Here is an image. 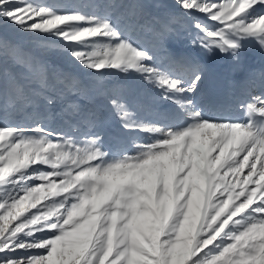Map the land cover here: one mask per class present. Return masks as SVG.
Masks as SVG:
<instances>
[{
    "label": "snow or ice",
    "instance_id": "6c2138e0",
    "mask_svg": "<svg viewBox=\"0 0 264 264\" xmlns=\"http://www.w3.org/2000/svg\"><path fill=\"white\" fill-rule=\"evenodd\" d=\"M178 3L220 23L195 24L200 47L235 53L252 40L264 49V13L254 14L264 0ZM0 26L62 40L91 72L136 73L191 121L141 123L113 99L126 129L153 137L116 159L97 136L0 125V264H264V96L240 105L243 121L210 120L191 99L204 70L186 65L187 79L158 70L109 17L0 0ZM7 55L31 62L0 37V63Z\"/></svg>",
    "mask_w": 264,
    "mask_h": 264
},
{
    "label": "rangeland",
    "instance_id": "374dc122",
    "mask_svg": "<svg viewBox=\"0 0 264 264\" xmlns=\"http://www.w3.org/2000/svg\"><path fill=\"white\" fill-rule=\"evenodd\" d=\"M135 1L129 2L131 7H128L127 1L121 3L117 0H32L35 4L57 12L81 11L111 18L126 38L134 45L148 50L155 57L152 65L164 73H174L169 53L171 47L175 45L194 53L196 58L206 56L205 59L211 60L210 55L219 54L217 52L219 49L208 51L199 46L202 32L195 27L197 22L209 29L221 27L219 22L212 21L207 14L198 11L186 12L178 0ZM209 2L223 4L228 0ZM263 10L264 8L257 7L254 14L259 16L264 13ZM0 37L9 41L31 60L36 56L33 62L23 63L7 55L0 63V88L3 89L0 91V125L25 127L43 125L78 142L83 141L85 137L97 136L103 150L109 154V159L119 158L113 156V150L127 155L125 151L131 144H146L145 137L149 136L142 131H132L124 127L119 109L111 103L113 99L126 103L130 115L138 122L166 129L175 128L170 123L173 118L168 107L173 102L163 99L157 86L147 83L142 76L136 73L123 75L115 71L105 75L91 72L71 59L65 42L50 35L21 32L14 26H0ZM250 52H255L264 61V49L252 40H245L241 42L237 52L229 53L227 61L219 58L218 62L224 68H230L231 72L237 73L242 70L243 61ZM36 62L39 66L46 62L53 66L61 65L71 72L75 70L74 73L85 80V88L76 82L70 86L71 84L66 81L61 84L63 88L60 90V86H54L56 82L50 78L48 80L46 70H41ZM263 76L264 73L262 77L259 76L262 81L257 77L250 78L251 82L255 83L254 85L252 82L253 87L250 88L252 92L248 93L250 99L261 96L259 88ZM2 83H6V87L1 86ZM22 93L27 95L23 96ZM193 101L210 120L219 119L222 115L226 116L233 112L232 107L215 112L209 111L200 100ZM18 105H21V108ZM176 106L175 110L179 111L177 117L188 120L183 109L178 104ZM21 113L24 114L22 118L18 116ZM164 121L169 123V126L166 127ZM44 203L50 201L46 200ZM29 214L30 212L26 213Z\"/></svg>",
    "mask_w": 264,
    "mask_h": 264
},
{
    "label": "bare ground",
    "instance_id": "6f19581e",
    "mask_svg": "<svg viewBox=\"0 0 264 264\" xmlns=\"http://www.w3.org/2000/svg\"><path fill=\"white\" fill-rule=\"evenodd\" d=\"M264 11V10H263ZM173 45V44H172ZM171 46V45H170ZM194 46V45H193ZM185 48H182V46L180 45H175L173 47H171V50H170V55L173 53V52H181L182 53V57L180 60H173L172 62V67H173V70H174V73H179L183 78H188V74H190V71L188 69V67H186V65L188 64H191V63H196L198 64L202 69H204V71H207V74L203 75V80L201 81L200 83V86H199V89L197 91V93L192 96V99L195 100V101H201L204 103V108L208 109L209 111H214L215 110L213 108H211L210 106H207L206 103L203 101V97H204V88L210 84L212 81L209 80V76L210 74L208 73V68L212 65L211 62L209 63L208 60L209 59H205L206 56H201V57H198L196 58L195 55H193L194 53H190V52H187L186 50H183ZM197 50V49H196ZM189 51V50H188ZM191 51V50H190ZM217 52L219 54H215L214 56H211V60L218 63V59L219 58H224V61H227L228 59V54L224 52V55H222V52L221 51H218ZM168 54V52H167ZM168 56V55H167ZM229 61V60H228ZM228 63V62H227ZM229 64V63H228ZM230 66V65H229ZM219 70H220V73L223 75V78L226 82V84L228 85L229 82H230V75L233 76V78L235 79L233 85H230L232 88H234L235 91H237L240 95H239V101L240 103L238 104L237 101L235 102V106H233L232 108V111L231 114H228V115H222L219 119H216V120H219V121H239V119L237 118L238 117V113H239V105H241L242 101L244 98H248V95H246L247 93H249V90L250 88L253 87V84L251 82V77H256L257 75H259L261 72H259L257 75L256 73H251V74H246L247 76V80L246 82L241 86H238L237 85V81H236V76L237 75H240V74H243L244 72H240L239 74H236L235 72H231L229 73V70H231L230 68H221L219 67ZM264 71V69L262 70ZM75 72V70H74ZM70 74V73H68ZM72 75V74H71ZM74 75V74H73ZM187 76V77H185ZM260 86V85H259ZM261 87V86H260ZM260 89V88H259ZM263 91H262V96H264V88H262ZM252 92V91H251ZM261 93V92H260ZM259 94V93H258ZM233 95V94H232ZM250 96V94H249ZM252 99V98H251ZM169 102V101H168ZM251 102V100H250ZM172 103V102H171ZM176 104V103H175ZM177 105V104H176ZM201 105V104H200ZM203 105V104H202ZM173 106L169 107L170 111L172 112L171 114V117L173 118L171 122H173V127L175 126H182V125H186L190 122V120H184L183 117H177V115H174V110H173ZM225 109H228V108H220L218 110H225ZM178 111V110H177ZM176 113H179V111ZM169 113V112H168ZM175 113V114H176ZM213 117L215 118V115H213ZM168 122V121H167ZM165 123V121H164ZM163 123V124H164ZM166 127L169 126L168 123H165ZM146 138V137H145Z\"/></svg>",
    "mask_w": 264,
    "mask_h": 264
},
{
    "label": "trees",
    "instance_id": "16d2710c",
    "mask_svg": "<svg viewBox=\"0 0 264 264\" xmlns=\"http://www.w3.org/2000/svg\"><path fill=\"white\" fill-rule=\"evenodd\" d=\"M118 2H124V1H127L128 3V7H131L130 6V3L129 2H133L135 0H117ZM136 2V1H135ZM36 59V56H33L32 57V62ZM36 65L39 66V64L36 62ZM39 68L41 70H46V76L49 80L51 81H55L56 84L54 86H60V90H62L63 87H61V84H64L63 82H66L68 81L69 84H71L70 86H73L74 83L76 82L77 84H79L81 87L85 88V80H83L82 78H79L76 73L74 72H71V71H68L66 70L63 66L59 65V66H53L51 65L50 63H46V62H43V65L42 66H39ZM70 73V74H68ZM72 74V75H71ZM74 74V75H73ZM6 83H2L1 86H4ZM68 84V83H67ZM69 84L67 85L69 87ZM10 85V84H9ZM50 86V85H49ZM53 86V87H54ZM82 91V90H81ZM55 92V91H53ZM49 93V92H48ZM23 96L27 95V93H22ZM50 95V94H49ZM52 100V99H51ZM19 108H21V105H18ZM17 116V115H16ZM18 116H20L21 118L24 117V114L21 113V114H18Z\"/></svg>",
    "mask_w": 264,
    "mask_h": 264
}]
</instances>
